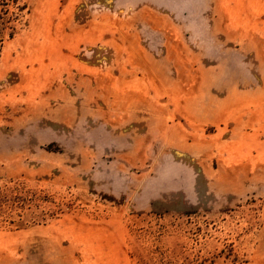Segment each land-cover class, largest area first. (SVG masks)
Here are the masks:
<instances>
[{"label":"rangeland","instance_id":"rangeland-1","mask_svg":"<svg viewBox=\"0 0 264 264\" xmlns=\"http://www.w3.org/2000/svg\"><path fill=\"white\" fill-rule=\"evenodd\" d=\"M236 1L0 0V264H264V180L225 209H162L179 142L210 149L200 178L229 161L234 128L199 106L264 79L243 51L264 0ZM86 90L81 117L55 112Z\"/></svg>","mask_w":264,"mask_h":264},{"label":"crops","instance_id":"crops-1","mask_svg":"<svg viewBox=\"0 0 264 264\" xmlns=\"http://www.w3.org/2000/svg\"><path fill=\"white\" fill-rule=\"evenodd\" d=\"M58 1L56 0V2ZM240 2L241 0H238L235 3ZM246 41L249 43L244 42L243 51L252 52V62L259 67H264V41L261 37L258 39L250 35ZM242 81L243 83H248L245 75H243ZM259 83L260 85L255 91L227 93L218 104L211 101L207 105L208 107L199 106V111L201 109L210 110L208 113H210L209 120L211 124H225L234 128L231 132L233 140L226 148L229 161L221 168L216 177L213 178L214 180H210L211 176L208 172L207 175L205 174L203 175L204 177L200 178L195 173L201 169L202 164H199L196 159L203 156L210 149L208 147L204 148L199 139L194 140L191 146L179 142L176 147L187 153L189 165L182 167L185 170L184 175L182 174L178 179L175 178L176 180H180L177 184H168L163 190V194L168 199L162 207L164 211L225 209L234 204L237 196L247 187H250L252 182H262L264 180V79H261ZM158 91L161 93V87ZM86 92L84 96L77 97L81 102L78 103L80 110L76 114L74 110H71L72 114L70 113L67 103L66 107H64V104L61 106L56 105L54 108L55 112L59 109L62 113V110L65 109L67 117L71 119H74L76 115L81 117L82 115L80 114H82L84 107L90 106L91 98L88 93L89 91L86 90ZM172 93H179V90L173 88ZM55 99L61 102L59 95H56ZM71 100L70 104L73 105L75 98L73 97ZM189 102L194 103L191 101L184 102L182 104L184 105L183 107L198 111V105H195L193 108L187 107L186 105ZM41 106L42 108L46 106L49 108L46 103H42ZM146 107L147 110L152 109L155 112L151 103H147ZM120 111L126 112L129 117L131 116L127 119L128 122H131L133 115L136 114L135 107L131 103L127 107L120 108ZM30 115L33 116V114ZM25 117L28 116L26 115ZM14 121V119H8V123L10 124ZM145 122L160 127V124H157L158 122L153 123L149 120H145ZM253 134L255 137L252 138ZM143 139H146V136L137 140L138 148H140L139 145L142 144ZM251 149H257V159H252Z\"/></svg>","mask_w":264,"mask_h":264}]
</instances>
